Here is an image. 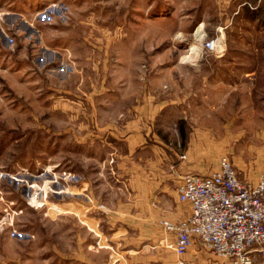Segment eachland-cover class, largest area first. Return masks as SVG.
Instances as JSON below:
<instances>
[{"label":"rangeland","instance_id":"rangeland-1","mask_svg":"<svg viewBox=\"0 0 264 264\" xmlns=\"http://www.w3.org/2000/svg\"><path fill=\"white\" fill-rule=\"evenodd\" d=\"M244 1L257 9L238 8ZM236 27L247 32L238 54ZM214 37L221 55L201 48ZM248 43L264 45V0H0V264H91L122 253L104 210L126 196L124 176L110 168L115 144L90 138L96 125L121 124L139 97L168 103L154 122L174 148L190 88L206 80L210 97L228 91L225 112L200 114L217 133L216 163L227 155L243 180L264 174V81L239 78L251 68ZM164 246L158 254L176 256Z\"/></svg>","mask_w":264,"mask_h":264},{"label":"crops","instance_id":"crops-1","mask_svg":"<svg viewBox=\"0 0 264 264\" xmlns=\"http://www.w3.org/2000/svg\"><path fill=\"white\" fill-rule=\"evenodd\" d=\"M245 3L252 10L257 9L255 8L256 5L253 7L251 3L245 1L240 3L238 8L244 6ZM252 16V20L249 21L251 24L256 19L254 18L255 15ZM244 18L247 19L246 16L237 19V25ZM223 35H225L226 41L227 31H224ZM245 35H247V32L236 27V46L233 49L237 54L244 47V43L241 44L240 38H245ZM248 35H251V40H253L252 31H248ZM248 44L252 46L251 68L247 71L242 70L239 73V78L241 77V80H243L244 75L251 74V83L256 87L264 81V45ZM260 55L262 58L257 60ZM232 65H236V68L239 69L238 62L235 64L226 62L221 66L227 70ZM207 83L206 80L202 81L201 90L197 89L196 85L193 88L191 87L187 98V111L183 108L178 114H175L174 148L169 147L165 142H161L163 134L159 128H156L158 126L157 120L156 123L154 122L163 113L162 109L168 103L165 104L160 100L156 101L152 96L139 97L133 105H128L126 102L122 114L125 119L121 124L115 121L106 123L103 126L96 125L97 132L101 134H95L96 138H90V141L93 144L98 142L104 145L106 141L115 144L113 145L115 148L111 151L113 161L110 162L112 163L110 168L118 171L116 175L120 176L122 173L124 176L123 183L127 194L122 198L118 197L111 208L106 207L104 210L109 220L106 227L111 230L110 233L118 231L117 234H119L120 239L116 247L121 246V252L124 254L114 255L109 252L102 261L91 262V264H178L179 257L176 254L175 257L169 256V258L158 254L159 251H162V247L164 245L166 247V243L172 239V236H165L162 233L163 228L160 222L161 220L178 221L188 215V207L186 205L180 206L177 199L176 186L180 174L187 171L208 172L210 167L218 165L216 155L221 151L220 148L217 149L218 152L216 150L212 151L213 143L216 142L214 136L217 133L212 124L207 123L208 119L200 117V114H207L209 111L225 112L228 91H221L219 97L211 96V98L207 93ZM225 83V87H227V82ZM235 84L237 89L243 86L240 80ZM239 92L240 90L237 91V93ZM223 93L224 96L222 97ZM253 93L257 94L253 102L257 101L259 103V91ZM213 98L216 103H213ZM239 101L242 102L241 99ZM261 101L264 103V98ZM175 107H182L181 100H175ZM81 114L82 112L77 114L75 118L81 119ZM90 121L93 122L92 116ZM80 127L82 128L81 123ZM226 128H224L225 134ZM181 146L183 149H181ZM144 151L147 153L139 155L143 154ZM170 180H173L175 190L166 188L165 183L170 182ZM77 187L82 186L80 184ZM83 189H86V187ZM93 198L95 197L93 196ZM88 199L92 200V198ZM116 219L119 221H116ZM98 226L97 222L94 223V228ZM94 228H91V230L94 231ZM109 237L111 239V236ZM107 245L109 249L113 250V244L108 243ZM146 247H153V254H142ZM104 248L108 249L106 246ZM135 250L139 253H133ZM78 259L81 263L86 260V258L77 257L75 260ZM180 259L196 264H201L205 260L204 255L200 254L197 249L188 252Z\"/></svg>","mask_w":264,"mask_h":264},{"label":"built area","instance_id":"built-area-1","mask_svg":"<svg viewBox=\"0 0 264 264\" xmlns=\"http://www.w3.org/2000/svg\"><path fill=\"white\" fill-rule=\"evenodd\" d=\"M220 37L205 39L203 50L221 55ZM183 157V155H182ZM178 202L188 207L178 221L161 220L166 243L180 259L190 250L207 253L201 264H264V174L243 180L227 155L206 173L184 172L176 186Z\"/></svg>","mask_w":264,"mask_h":264},{"label":"bare ground","instance_id":"bare-ground-1","mask_svg":"<svg viewBox=\"0 0 264 264\" xmlns=\"http://www.w3.org/2000/svg\"><path fill=\"white\" fill-rule=\"evenodd\" d=\"M198 39H199V37H198ZM191 50H194V46H192V49Z\"/></svg>","mask_w":264,"mask_h":264}]
</instances>
